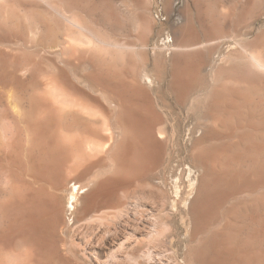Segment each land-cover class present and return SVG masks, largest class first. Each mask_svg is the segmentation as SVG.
<instances>
[{
    "label": "bare ground",
    "instance_id": "1",
    "mask_svg": "<svg viewBox=\"0 0 264 264\" xmlns=\"http://www.w3.org/2000/svg\"><path fill=\"white\" fill-rule=\"evenodd\" d=\"M54 3L74 27L66 33L69 50L83 53L89 48L81 47L84 44L108 45L130 52L137 50L136 46L119 38H109L101 31L108 30V25L103 22L104 19H95L94 6L90 0H55ZM207 3L210 12L206 18H210V25L205 28L200 22L199 26H183L178 35L174 30L172 50L176 55L172 54L174 56L169 61L163 54L156 58L163 67L166 68L164 65L168 64L174 98V106L169 111L171 119L177 125L182 112L179 107L188 101L185 118L189 112L197 111L191 131L205 126L203 135L194 140L191 150L192 157L197 159L195 166L203 169L191 203L192 210L197 207L200 217L199 229L197 225L191 229L192 240L199 233L203 235L204 231H208L207 235L204 234L206 239L201 247H188L182 261L164 246H148L144 249L145 241L161 235L164 229H155L151 222L154 228H151V232L147 231L146 225L149 224L145 219L127 215L129 207L126 209V200L123 201L119 193L122 186H106L107 179H99L106 171H112L113 174L115 171L122 185L139 181L142 170L152 163L150 154H158L164 147L157 134L167 114L158 110L152 92L140 85L139 80L136 81L135 65H130L131 77L117 70L91 72L81 77L58 73L54 77L50 76V80L46 81L48 83L43 81L44 85L41 84L44 87H40L41 96L37 107L41 125L36 134L38 144L32 153L27 154L30 164L27 162L23 168L10 166L0 173V187L7 195L0 202V264H264V249H254L257 248L258 240H261L259 238H264V77L253 74L254 68L264 70V57L252 56L253 62H250L254 68L245 67L241 75L236 74L232 67L216 68L218 86L209 93L210 102L201 107L202 96L198 92L202 88L201 70L205 61V54L203 57L198 51L203 46L201 37L205 36L206 30L208 33H221L225 26L237 31V19L245 4L241 0H231L226 10L219 12L221 15L215 18V12L225 5V1L207 0ZM14 4L0 2V18L15 27H20L21 20L29 21L23 24L25 33L34 38L36 43L39 42L40 22L29 19ZM95 10H98L96 6ZM125 10L129 15L128 9ZM134 21H131L133 25ZM241 23L240 26H243ZM150 27L145 25L138 31L141 43L139 53L144 62L149 59L146 31ZM110 28V31L114 30ZM56 36H59L58 33ZM56 36L49 43L51 47L60 44ZM0 69V83L4 84L10 79V73L2 64ZM23 70L21 68V74ZM84 79L100 89L106 100L113 102L117 109L113 116L108 112L109 109L100 105L99 96L94 94L92 88L85 89L80 85ZM230 83L239 86L233 87ZM11 88L7 91L9 103L14 95ZM8 97L5 98L8 100ZM13 102L8 105L18 118H23V104ZM162 103L167 105L164 99ZM176 105L178 111L175 110ZM98 112L109 120L115 136V143L109 148L105 143L99 144L91 138L89 126L99 121L96 118ZM172 130V136H175V127ZM211 132L215 133L214 136L205 142L204 137ZM173 145L175 148L180 143L173 142ZM7 147L10 153L17 156L12 139L8 141ZM71 157L76 169L70 178L78 184L81 198L80 204L73 209V222L68 223L67 219H63L62 197L57 193V186L63 176V166ZM220 183H224L225 196L241 194L245 197L236 201L235 207L232 206L235 209L220 210L217 224L211 227L209 220L221 208L216 206L215 196L211 201V190L216 184L221 186ZM111 205L119 209L118 213L110 212L109 215L105 212L107 207L113 208ZM242 213L247 220L246 231H249L248 236H243L245 240L240 237L243 225L238 223L243 217ZM239 237L243 240L240 241ZM205 243L212 247H204Z\"/></svg>",
    "mask_w": 264,
    "mask_h": 264
},
{
    "label": "rangeland",
    "instance_id": "2",
    "mask_svg": "<svg viewBox=\"0 0 264 264\" xmlns=\"http://www.w3.org/2000/svg\"><path fill=\"white\" fill-rule=\"evenodd\" d=\"M54 1L55 0H0V2L15 3L14 5L23 10L29 19H35L41 24L38 38L39 42L36 43L34 38H31L29 35L27 36L23 27V24L25 25L29 21L26 22L25 20H21L22 26L15 27L0 18V64L10 73L8 82L4 84L0 83V88H2L0 89V173L10 166L23 168L27 165V162L28 165L30 164L27 154L38 144V137L36 134L41 125L37 112L41 96L39 92L44 87L42 86L44 85L43 83H48L46 81L50 80V76L61 73L68 74L71 77H81V75L91 72L107 73L117 70V72L131 77L129 66L135 65L136 81L138 82L139 80L138 83L140 85L152 92L153 98L156 99V107L158 110L160 109V112L167 114V118L164 119L163 125L158 128L157 134L159 139L164 143V147L162 152H158V154L154 152L157 155L154 153L150 154L149 157H151L150 161L152 160V163L148 162L149 165L142 170L139 181L124 183L122 185L118 181L115 171V175L112 171H106L99 179H107L106 183L108 184H106V186L111 184L122 186L119 193L123 196L121 197L122 200H126V209L129 207V209H127V215H131V217L141 216V218L145 219L147 221L146 223L150 225H146L148 226L147 231L151 232V228L154 227L155 229H164L160 233L161 235L148 238L143 246L144 249L148 246H164L169 253L176 255L178 259L182 261L187 248L201 247L203 244L202 242L206 239L205 235L208 234V231H204L203 235L199 233L194 240H192L191 236L192 227L198 226L200 221L199 211L197 207L195 210H192L191 203L200 176H202L203 172V169H201L202 167L195 166V161H197V159L196 157H192L191 150L194 140L203 135L205 126L203 125L202 128L191 131L195 123L197 111L189 112L187 119L185 118V113L190 103L188 101L179 107L182 112H180L181 119L177 125L171 119L169 111L171 107L174 106V98L169 82L168 64L164 65L166 66L165 68L156 61V58L160 54H163L167 61H169L176 55V52L172 50L174 30L176 31V35H178L179 29L183 26H199L200 22L205 28L210 25V18H206L208 15L207 13L210 12L209 3H207V0H123V3L122 0H90L92 6H94L95 19H97V17L98 19L101 18L100 20L104 19L103 22L108 25V30L101 31L103 33L105 32L109 38H111L110 36L119 38L123 42L125 41L136 46L137 50L135 52H130L108 45L95 46L91 44L87 46L84 44L85 46L82 45L81 47H89L91 49L90 52H87L89 51V48H87L88 50H85L83 54L79 51L75 53V51L69 50L70 45L66 33L74 29V27L64 18L63 14L56 9L58 7L55 5ZM224 1L225 5L220 8L222 11L218 9V12H215V18L221 15L219 12L226 10L227 4H229L228 2L231 0ZM241 1L245 4L243 5L244 10L242 9V13L239 19H237V31H234V29L232 30L229 26H225V29L221 33L211 31L208 33L206 30L205 36L201 37L203 46L199 47L198 51L203 57L205 54V61L201 70L203 80L200 86L202 88L198 92V94L202 96L200 99L201 107H205L210 102L209 93L214 87L218 86L215 80L216 68H226V66L229 68L232 67L236 74L241 75L245 67L251 66V69L254 68L252 67V56L264 57V0ZM95 6L98 10H95ZM125 7L128 9L129 15L126 14ZM133 19L136 21H134V25L131 23ZM240 23L243 26H240ZM145 25L151 26L146 31V44L149 53L148 62H144L139 53L141 51V43L138 34L142 29L141 27L144 28ZM110 27L114 30L110 31ZM117 27H120L119 29L121 30H117ZM57 33L59 36H56ZM99 33L101 32L99 31ZM55 36L58 37L60 44L56 47H51L49 43ZM207 44L209 46H207ZM64 48L66 50H64ZM79 57L82 58L80 59ZM21 68L25 70H23L22 74L20 73ZM253 71L254 75L264 77V70L254 68ZM1 73L0 69V74ZM80 85L85 89L89 87L92 88L94 94L99 96L100 105L102 104L107 110L109 109L108 112L111 113L112 116L115 114L117 109L115 110L113 102L106 100L101 92H99L100 89L91 86V83L86 79L82 80ZM230 85L233 87L239 86L235 83H230ZM9 88L14 91V95L10 98V103L15 101L13 103L23 104L25 115L23 118H18L16 112H14L10 106L12 103H9V97L7 95ZM4 96L8 97V100ZM163 99L167 105L162 103ZM177 106L178 105L175 106V110L178 111ZM100 113L101 112L96 113L97 117L94 115L99 121L89 126L91 138L94 142L98 141L99 144L105 143L109 148L115 143V136L111 131L109 120ZM98 115L100 117H98ZM104 120L107 124L104 123ZM174 127L176 129V135L172 136V128ZM214 134V132H211V134L205 136L203 140L207 142ZM28 138L29 141H26ZM11 139L14 142V148L17 149V156L10 153L7 147V143L9 140L11 141ZM173 142H179L180 145L174 148ZM71 162L72 157L63 166V176L60 184L57 186V193L62 197L61 209L63 219L64 221L67 219L68 221H66L68 223L73 222V209L80 204L81 198V191H78V184L70 178L76 169L74 162L70 165ZM70 166H72V168ZM65 168H67L68 172H66L67 170H65ZM25 178H27L26 175ZM222 184L224 183H220L222 187L219 186V184L214 185V187L212 186L210 199L212 201L215 196V204L221 208H218V213L215 214L214 212V217L212 216V220H209L211 227L217 224L220 218V210L222 211L223 208H232V206L235 207L236 201L243 200V197H245L241 194H228V197L227 195L225 196L223 194L225 188ZM124 186L126 188H124ZM2 189L0 187V202L7 197V195L5 196L4 189V192ZM114 207L115 206H113V208ZM234 207L232 210L235 209ZM111 208L112 207H107L105 212H108L107 214L109 215H111L110 212H112V214L118 213L119 209H116L117 207L114 209ZM242 215L243 217H240L241 220L238 223H242L241 225H243L244 229H242L241 232L243 233L240 234V237L244 239L243 236L249 231H246L247 220L245 219L244 213H242ZM151 222L154 224V227L150 224ZM199 227L200 226H198V229ZM210 229L211 228H209V230ZM248 235L249 234H247V236ZM66 237L67 236L64 238ZM199 237L202 238L197 239ZM240 237L239 239L242 241L243 239ZM259 239L261 240H258V243L256 242L258 245H256L257 248L254 247V249L259 251L257 249L260 248L263 251L264 238ZM58 243H61L60 238ZM259 243H261V245ZM204 245V247H212L208 243Z\"/></svg>",
    "mask_w": 264,
    "mask_h": 264
}]
</instances>
